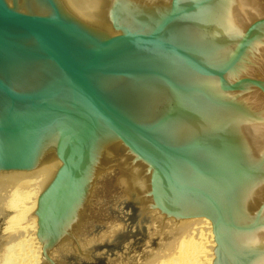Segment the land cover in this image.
<instances>
[{
    "label": "water",
    "instance_id": "water-1",
    "mask_svg": "<svg viewBox=\"0 0 264 264\" xmlns=\"http://www.w3.org/2000/svg\"><path fill=\"white\" fill-rule=\"evenodd\" d=\"M112 167L208 219L212 264H264V0H0V179L42 175V255Z\"/></svg>",
    "mask_w": 264,
    "mask_h": 264
},
{
    "label": "rangeland",
    "instance_id": "rangeland-1",
    "mask_svg": "<svg viewBox=\"0 0 264 264\" xmlns=\"http://www.w3.org/2000/svg\"><path fill=\"white\" fill-rule=\"evenodd\" d=\"M118 172L119 171L117 168L112 167L101 172L94 178L88 200L80 215L81 216L80 223L82 222L83 223L82 225L80 223H79L80 225L78 224L77 226L78 229L71 234L68 240L64 241V238H61L60 239L61 242L59 240L60 244L58 246H54L53 248L48 250L46 254L42 255L38 244L39 241L37 240L38 238H36V232L35 231L33 232L32 243H35V245H37V255L33 259V257L28 253L29 251L31 252V250L28 249V251L26 250L27 253H25L26 255L29 254L27 256L29 257V261H31L32 259L33 263L31 262V264H132L139 257H143L144 253L147 250H149L151 247H153L152 246L153 244L151 242L155 241V238L153 237L150 238V236L148 237L149 234L147 233L148 231L144 229L145 227L137 226V222L140 216V211H139L140 207L136 205L134 202H132L129 199V197L128 198L124 197V188L120 182L117 183L116 186H113L117 177L119 176ZM10 201H11L10 198H8L7 201L6 202L4 201L3 202L4 204H1L0 207V264H15L14 261H16L17 259L20 260L21 258H22L21 261L22 260L24 261L23 264L25 263L27 264L28 260L27 261L25 260L24 257L25 255H23V257L20 256L22 255L21 253L24 254V248H25L24 244L26 245L25 242H22L25 239V237L23 236L24 232H21L19 228L20 226L17 225L18 224L20 225L21 224L20 222H22V220L23 222L28 223L30 212L27 213L28 215L27 214L26 216L24 215L25 219L22 218L21 220L20 217H18L19 219H17L16 218L17 216L13 212V210L11 211L10 208L8 209V206L10 205H8L7 203L9 202V204H11ZM128 203H132V205L135 206L137 210H133V208L131 209ZM7 210H9L10 212ZM149 211L152 212L153 217L156 218L159 216L158 218L159 219L162 218L161 220L164 221L165 223L168 222L167 218H169V222H168L169 224L172 222H176L178 220L160 211H156L153 209ZM10 217L11 219L13 218V220H11ZM14 218L18 220V224L16 222L17 220L15 221ZM8 219L12 223L14 222L16 223V225L14 223L15 227H13V224L10 223ZM149 222L156 223V221L153 218L152 221ZM8 224H10L11 227ZM117 224L121 226V228L125 227L126 229L121 231L120 235L115 240H108L104 238L102 241H99L98 238H96L97 236L100 238L101 234L106 233L108 229H110L109 227L115 225L118 226ZM209 227L211 230L210 225ZM11 228L12 230L9 231ZM13 228L15 231L13 230ZM160 228H163L164 230L165 227L163 226ZM13 232H16L17 234L16 236L18 235L21 236V237H16L17 241L19 240V238L23 240L19 241L18 243L14 239L15 236H11ZM210 233H212V230ZM88 240H95L96 243H94L91 246L84 247L83 244L85 243V241ZM10 241L12 244H10ZM20 243L21 244L23 243V248ZM212 243H211L212 246L211 251L213 252ZM6 244H9V246ZM16 244L18 245V247L14 249L13 246H15ZM20 245L21 248L19 247ZM118 246L119 248H115ZM181 246L183 248L187 247V241L186 240L182 241L180 244H176L174 247L178 248ZM11 247L13 248V250ZM19 248L20 250H18ZM17 251H19L18 255H14L17 254L16 253ZM12 253H14L13 257L11 256ZM9 255L11 259L13 258L12 260H10V257L9 258L7 257ZM210 255L212 256L211 257V261H212L213 255L212 254ZM89 257H91V260L85 259ZM7 258L9 262L11 261L10 263L8 262V260H6ZM19 260H17L18 262L17 261L16 262L18 264L22 263Z\"/></svg>",
    "mask_w": 264,
    "mask_h": 264
},
{
    "label": "bare ground",
    "instance_id": "bare-ground-1",
    "mask_svg": "<svg viewBox=\"0 0 264 264\" xmlns=\"http://www.w3.org/2000/svg\"><path fill=\"white\" fill-rule=\"evenodd\" d=\"M41 181H42V175H38L36 178H34L33 180H31L30 182H28L26 184H17V183H12V182H8V181L0 179V207H1V204H4L3 203L4 201L6 202L7 199L10 198L11 204H9V202L7 203L8 205H10V206H8V209L10 208L11 211L13 210V212L17 216L16 217L17 219H19L18 217H20L21 220H22V218L25 219L24 215L26 216V214L28 212L31 213V210L34 206L36 199H37V196H38L39 190H40V186H41ZM121 185H123V184L121 183ZM123 188H124V197L128 198V196L125 192V186L124 185H123ZM138 206L140 207V210H139L140 216H139V219L137 222V226L145 227L144 229L147 230L148 231L147 233L149 234L148 237L150 236V238H152V237L155 238V241H152V242L150 241L153 244L152 245L153 247H151L149 250H147L144 253L143 257H139L132 264H211L212 263V261H211L212 256L210 254L213 255V252L211 251V247H212L211 243L213 242L212 241L213 236H212V233H210L212 230V225L208 219H206V218H193V219H180V220L176 219L177 220V221L175 220L176 222H172V220H171L172 223L169 224L168 223L169 218H167L168 222L165 223L164 221L161 220L162 218L161 219L158 218L159 216L156 218L153 217L152 212L149 211V210H151L150 208H146V207H143L140 205H138ZM83 209H82V211H83ZM7 211H9V210H7ZM82 211H81V213H82ZM81 213H80V215H81ZM80 215H79L78 219L76 220L75 224L63 236L64 241L68 240L69 237L71 236V234L74 233V231H76L78 229L77 226L81 221ZM16 218H14L15 221L17 220ZM152 218L156 221V223L149 222V221H152ZM10 219H11V217H10ZM8 220H7V223H8ZM11 220H13V218ZM26 220H27V218H26ZM9 222L12 223L10 220H9ZM16 222L18 224V220ZM14 223H12L13 227H15ZM20 223L21 224L20 225L18 224L17 226H20L19 228H20L21 232H24L23 236L25 237V239L24 240L22 239L23 240L22 241L19 238V240L17 241L16 237H21V236H19V235L16 236L17 235L16 232H13V234L12 235L10 234V235L15 236L14 239L18 243H19V241L26 243V245L24 244V246H25L24 254L20 252L22 254L20 256L23 257V255H25L24 256L25 260L26 261L28 260L27 264H29V263L31 264L32 259H31V261H29V257H27V256L30 254L34 259L37 255V245H35V243H32V234L35 231V229L33 227V224L31 223L30 219H29L28 223L23 222V220ZM82 223H80V224L82 225ZM8 225H10V224H8ZM15 225H16V223H15ZM162 225L165 227L164 230H163V228H160V227H163ZM209 225L211 226V230H210ZM10 227H11V225H10ZM109 228L110 229H108V231L106 233L101 234L100 238L98 236L96 238H98L99 241H102L104 238H106L108 240H115L120 235L121 231L126 229L125 227L121 228V226H119V225L118 226L115 225V226H112ZM134 229H135V227H134ZM11 230H12V228L9 231H11ZM13 230H14V228H13ZM14 233H15V235H14ZM75 234H77V233H75ZM211 237H212V240H211ZM11 238H13V237H11ZM11 238H9V239H11ZM36 238H37V235H36ZM14 239H13V241H14ZM185 240L187 241V247H185V248H183L182 246H181L182 248L181 247H178V248L174 247L176 244H180L182 241H185ZM94 243H96L95 240H88V241H85L83 246L84 247L85 246H91ZM10 244H12L11 241H10ZM6 245L9 246V244H6ZM21 245L23 248V243ZM21 245L19 246L20 248H21ZM13 247L15 249L16 247H18V245L16 244ZM20 248L18 250H20ZM28 249L31 250V252L29 251L28 252L29 254L26 255L25 253H27L26 250L28 251ZM12 250H13V248H12ZM18 252L19 251L16 252L17 254L12 253L11 256L13 257L14 255H18ZM209 255H210V257H209ZM7 257L9 258L10 255ZM19 257H16V258H19ZM8 258L6 260H8ZM12 259L10 257V260H12ZM21 259L20 260L17 259V260L22 262L20 264H23L24 261L23 260L21 261ZM16 261H14L15 264H18L17 263L18 261L17 262ZM210 261H211V263H210ZM8 262H9V260H8Z\"/></svg>",
    "mask_w": 264,
    "mask_h": 264
}]
</instances>
